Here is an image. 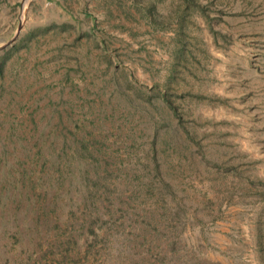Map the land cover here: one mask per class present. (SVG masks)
Masks as SVG:
<instances>
[{
  "label": "rangeland",
  "instance_id": "obj_1",
  "mask_svg": "<svg viewBox=\"0 0 264 264\" xmlns=\"http://www.w3.org/2000/svg\"><path fill=\"white\" fill-rule=\"evenodd\" d=\"M9 41L0 264H264V0H4Z\"/></svg>",
  "mask_w": 264,
  "mask_h": 264
},
{
  "label": "water",
  "instance_id": "obj_2",
  "mask_svg": "<svg viewBox=\"0 0 264 264\" xmlns=\"http://www.w3.org/2000/svg\"><path fill=\"white\" fill-rule=\"evenodd\" d=\"M12 41L7 42L3 47H0V50L8 46Z\"/></svg>",
  "mask_w": 264,
  "mask_h": 264
},
{
  "label": "crops",
  "instance_id": "obj_3",
  "mask_svg": "<svg viewBox=\"0 0 264 264\" xmlns=\"http://www.w3.org/2000/svg\"><path fill=\"white\" fill-rule=\"evenodd\" d=\"M0 2H1L0 5H2V3L4 2V0H0Z\"/></svg>",
  "mask_w": 264,
  "mask_h": 264
}]
</instances>
